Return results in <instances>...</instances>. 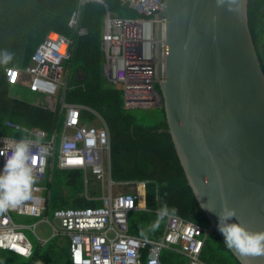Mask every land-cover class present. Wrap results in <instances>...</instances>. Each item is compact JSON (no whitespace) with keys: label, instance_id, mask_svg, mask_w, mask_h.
Segmentation results:
<instances>
[{"label":"built area","instance_id":"built-area-1","mask_svg":"<svg viewBox=\"0 0 264 264\" xmlns=\"http://www.w3.org/2000/svg\"><path fill=\"white\" fill-rule=\"evenodd\" d=\"M119 2L136 16L117 17L106 12L102 34V73L110 83L122 87L124 108L162 109V99L155 86L156 28L163 0ZM85 3L104 6L103 0H79L78 8L68 22V27L79 36L87 33L79 28L80 11ZM161 24L164 34V21ZM161 43L164 44V41L161 40ZM72 44L69 38L50 32L36 48L28 66L4 70L8 85L23 84L32 93L53 98L60 105L59 114L63 115L60 132L55 130L50 135L40 129H23L16 123L5 122L7 128L25 132L28 137L24 139L32 142L31 165L36 181H43L47 169L54 167L64 171L81 170L86 175V185L90 173L102 189L100 192L95 189L99 194L94 197L85 189V198L100 202L98 207L56 209L53 211V222L44 217L42 220L50 226L52 237L68 238L69 264H163L161 256L165 251L177 256L176 264H207L201 255L209 228L177 215L154 211L165 218L164 232L159 240L129 234V214L147 211L144 204H139L144 198L146 182H114L111 178L107 124L93 109L65 102ZM83 112L92 117V123L83 121ZM20 139L0 136V168L14 142ZM41 147L46 151L40 152ZM137 186L138 190H135ZM122 187L133 191H116ZM44 191L43 186L34 183L29 199L0 212V251H9L24 258L32 256V246L22 230L30 229L36 235L35 226L17 225L12 216H44L48 199Z\"/></svg>","mask_w":264,"mask_h":264},{"label":"water","instance_id":"water-1","mask_svg":"<svg viewBox=\"0 0 264 264\" xmlns=\"http://www.w3.org/2000/svg\"><path fill=\"white\" fill-rule=\"evenodd\" d=\"M248 2L163 0L156 84L168 133L209 230L239 264H264V254L230 247L217 229L219 217L226 229L235 223L264 232V73L248 27Z\"/></svg>","mask_w":264,"mask_h":264},{"label":"trees","instance_id":"trees-1","mask_svg":"<svg viewBox=\"0 0 264 264\" xmlns=\"http://www.w3.org/2000/svg\"><path fill=\"white\" fill-rule=\"evenodd\" d=\"M103 2L104 6L95 3L83 5L80 27L85 28L87 34L78 36L68 27V22L78 8L79 0H0V54L5 48L13 52L8 61H0V136L23 137L22 131L15 132L7 128V121L23 129L38 128L48 135L60 130L58 111L30 105L9 96V90L15 86L6 83L4 70L24 69L48 33L61 34L73 42L70 64L74 71L68 76L65 102L92 108L105 120L110 136L111 178L114 182H146L147 211L129 214V234L150 240L160 239L165 218L154 211H161L165 206L167 213L208 228L209 223L180 165L163 110L162 122L152 127L140 125L123 106L122 87L108 82L102 73L101 37L105 13L122 17L136 16L122 7L119 0ZM247 19L264 73V0H249ZM155 88L159 92L157 84ZM46 185L51 192L46 212L100 205V202L90 201L83 196V172L80 170L55 169L51 183ZM88 194L94 197L99 193L92 190ZM56 240H52L45 248L35 249L28 259L29 264H69V259L65 263L68 251L59 248ZM5 253L16 255L2 251L0 264H5ZM176 257L165 251L161 260L163 264H176ZM40 259L43 262L39 263ZM201 259L207 264H239L214 231L208 233Z\"/></svg>","mask_w":264,"mask_h":264},{"label":"clouds","instance_id":"clouds-1","mask_svg":"<svg viewBox=\"0 0 264 264\" xmlns=\"http://www.w3.org/2000/svg\"><path fill=\"white\" fill-rule=\"evenodd\" d=\"M12 55L13 52L5 48L0 54V61L6 62ZM39 151L45 152L46 149L41 147ZM31 160L32 142L24 138L15 141L4 159L3 167L0 168V212L18 206L30 198L31 188L36 181ZM161 213L167 214L166 206L161 209ZM231 216L230 211L228 218L231 219ZM217 229L230 247L235 246L242 253L264 254V232L250 233L235 223L226 229L221 227L219 217Z\"/></svg>","mask_w":264,"mask_h":264},{"label":"rangeland","instance_id":"rangeland-1","mask_svg":"<svg viewBox=\"0 0 264 264\" xmlns=\"http://www.w3.org/2000/svg\"><path fill=\"white\" fill-rule=\"evenodd\" d=\"M125 16L126 15H123V17ZM73 71H74V67L71 66L70 64L69 75H72ZM105 84L107 86H111L107 83ZM9 96L31 105L40 104L39 107H44L43 105L45 104L49 108L56 102L54 101L53 98H43L38 94L32 93L27 88L21 85H16L15 87L11 88L9 90ZM128 112L136 119L137 123L146 127H152L158 124L159 122L163 121V114L160 108H149V109L133 108V109H128ZM87 189L89 191L96 189L98 192L102 190L101 186L94 181V178L90 175V173L88 174ZM134 189L138 190V186L135 187ZM123 190H124L123 187L116 189L117 192H124ZM44 217L48 218L50 222H53V211L49 210L48 212H46V214H44V216L40 218H28L25 216L14 215V221L17 224H22L27 227H31L35 225V233L38 236V238L42 241H47L52 238V232L50 226L47 223L43 222L42 219ZM23 233L25 234L26 238L32 245L33 249L43 244L42 241L40 242L35 237V235L31 232L30 229H23ZM29 262L30 260L25 259L23 257L5 253V264H29Z\"/></svg>","mask_w":264,"mask_h":264},{"label":"crops","instance_id":"crops-1","mask_svg":"<svg viewBox=\"0 0 264 264\" xmlns=\"http://www.w3.org/2000/svg\"><path fill=\"white\" fill-rule=\"evenodd\" d=\"M77 10V9H76ZM75 10V11H76ZM74 11V12H75ZM80 14H81V11H80ZM106 14V13H105ZM72 15V14H71ZM113 16V15H112ZM71 17V16H70ZM104 17H105V15H104ZM117 17H122V16H117ZM126 17V16H125ZM103 22H104V18H103ZM79 28H81L80 27V23H79ZM83 29H85V28H83ZM86 30V29H85ZM87 32V31H86ZM87 34V33H86ZM102 34H103V23H102ZM79 36V35H78ZM102 38V37H101ZM71 40V39H70ZM102 46H103V44H102ZM72 55V54H71ZM71 60H72V58H71ZM71 62V61H70ZM70 62H69V67L67 68V78H66V90H67V80H68V76H69V71H70ZM109 82V81H108ZM18 85H21V84H18ZM21 86H23V84L21 85ZM24 87V86H23ZM26 88V87H25ZM44 98V97H43ZM55 101V100H54ZM26 103V102H25ZM67 103V102H66ZM71 104V103H70ZM31 105V104H30ZM40 104H34V106H39ZM77 105V104H76ZM44 107H42V108H46V109H49V110H51V111H58V113H59V107H60V105H59V103H57V102H55V104H53L51 107H47L45 104L43 105ZM82 106V105H81ZM92 109V108H91ZM94 110V109H93ZM95 111V110H94ZM97 112V111H96ZM98 113V112H97ZM99 114V113H98ZM82 119H83V121L85 122V123H92V117L89 115V114H87L86 112H83L82 113ZM100 115V114H99ZM58 116H59V124H60V126H61V124H62V121H63V115L62 114H58ZM101 116V115H100ZM84 117V118H83ZM102 117V116H101ZM104 120V119H103ZM105 121V120H104ZM106 123V122H105ZM59 124H58V126H59ZM32 128H35V127H32ZM28 129H31V128H28ZM36 129H38V128H36ZM55 131V130H54ZM58 132H60V130L58 131ZM23 133V137H19V138H27L28 137V135L25 133V132H22ZM47 134V133H46ZM48 135V134H47ZM8 137V136H7ZM111 166V165H110ZM55 169H57L56 167H54V168H50V169H47V171H46V173H45V178H44V180L42 181H35V183H37L38 185H41V186H43L44 188H45V191H44V196L46 197V198H48L47 199V203H46V210H47V205L49 204V202H50V199H51V192H50V190H49V188L47 187V185H46V183H51V181H52V177H53V173H54V170ZM81 171V170H80ZM83 172V171H82ZM85 177H86V175H85V173L83 172V184H84V193H83V196H84V194H85V189L87 188V185L85 184V182H84V180H85ZM139 190H140V192L142 193V190L139 188ZM124 192H122V193H130V192H132L133 190H131V188H124V190H123ZM87 192H89V190L87 189ZM140 206H143V204L145 205V194H144V198H142L141 199V201H140ZM68 209H72V208H68ZM53 211H55V210H53ZM45 213H46V211H45ZM44 213V214H45ZM14 215H16V216H19V215H17V214H14ZM14 215L12 216V218H13V222L15 223V224H17L15 221H14ZM25 217H28V216H25ZM28 218H34V217H28ZM17 225H22V224H17ZM22 226H25V225H22ZM35 226V225H34ZM34 231H35V228H34ZM22 232H23V230H22ZM163 232H164V230H163ZM24 234V233H23ZM36 234V233H35ZM25 235V234H24ZM163 235V234H162ZM26 237V236H25ZM35 237L37 238L38 236L37 235H35ZM162 237V236H161ZM54 239H57L56 241V244L58 245V247L59 248H63L64 250H65V252H67L68 251V245H69V241H68V238L67 237H65V236H61V237H52L51 239H49V240H47V241H42V240H40V242L42 241V243L43 244H41L40 246H37L35 249H37V248H45L46 246H47V244L48 243H50L52 240H54ZM161 239V238H160ZM28 240V239H27ZM159 240V239H158ZM30 243V242H29ZM32 246V245H31ZM35 249H33V247H32V255H33V252H34V250ZM1 252L2 251H0V254H1ZM172 254V253H171ZM172 255H175V254H172ZM65 256H66V254H65ZM32 257V256H31ZM30 257V258H31ZM24 258V257H23ZM25 259H29V258H25ZM68 259H69V256H68V254H67V257H66V259H65V263H68ZM39 263L40 262H43V260H39L38 261Z\"/></svg>","mask_w":264,"mask_h":264},{"label":"snow or ice","instance_id":"snow-or-ice-1","mask_svg":"<svg viewBox=\"0 0 264 264\" xmlns=\"http://www.w3.org/2000/svg\"><path fill=\"white\" fill-rule=\"evenodd\" d=\"M13 77H15V74H13Z\"/></svg>","mask_w":264,"mask_h":264},{"label":"bare ground","instance_id":"bare-ground-1","mask_svg":"<svg viewBox=\"0 0 264 264\" xmlns=\"http://www.w3.org/2000/svg\"><path fill=\"white\" fill-rule=\"evenodd\" d=\"M162 75H164V74H162Z\"/></svg>","mask_w":264,"mask_h":264}]
</instances>
